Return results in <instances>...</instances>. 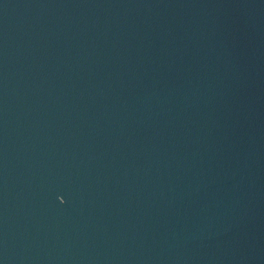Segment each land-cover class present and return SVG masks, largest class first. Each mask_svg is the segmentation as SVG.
<instances>
[{
	"label": "water",
	"instance_id": "1",
	"mask_svg": "<svg viewBox=\"0 0 264 264\" xmlns=\"http://www.w3.org/2000/svg\"><path fill=\"white\" fill-rule=\"evenodd\" d=\"M0 264H264V0H0Z\"/></svg>",
	"mask_w": 264,
	"mask_h": 264
}]
</instances>
